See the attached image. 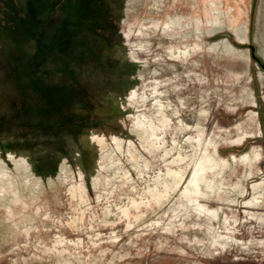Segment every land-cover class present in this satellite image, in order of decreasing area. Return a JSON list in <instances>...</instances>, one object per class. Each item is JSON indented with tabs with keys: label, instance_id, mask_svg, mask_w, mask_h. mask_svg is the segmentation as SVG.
I'll list each match as a JSON object with an SVG mask.
<instances>
[{
	"label": "rangeland",
	"instance_id": "rangeland-1",
	"mask_svg": "<svg viewBox=\"0 0 264 264\" xmlns=\"http://www.w3.org/2000/svg\"><path fill=\"white\" fill-rule=\"evenodd\" d=\"M0 264H264V0H0Z\"/></svg>",
	"mask_w": 264,
	"mask_h": 264
}]
</instances>
